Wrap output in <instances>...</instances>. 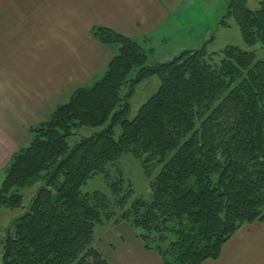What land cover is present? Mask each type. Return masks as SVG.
<instances>
[{
    "label": "trees",
    "instance_id": "obj_1",
    "mask_svg": "<svg viewBox=\"0 0 264 264\" xmlns=\"http://www.w3.org/2000/svg\"><path fill=\"white\" fill-rule=\"evenodd\" d=\"M225 9L220 26L233 19L245 44L264 47V0L255 10L228 0ZM91 34L116 46L102 76L31 126L9 159L0 209L22 206L29 179L42 185L7 228L0 264H110L93 244L95 226L120 222L164 264L217 259L237 229L264 220V60L227 45L148 64L151 47L104 26ZM152 76L157 90L128 119L136 86ZM81 126L100 130L69 146ZM124 154L150 178V201L133 197L119 167ZM96 173L111 196L81 191Z\"/></svg>",
    "mask_w": 264,
    "mask_h": 264
},
{
    "label": "crops",
    "instance_id": "obj_2",
    "mask_svg": "<svg viewBox=\"0 0 264 264\" xmlns=\"http://www.w3.org/2000/svg\"><path fill=\"white\" fill-rule=\"evenodd\" d=\"M227 1L0 0V169L29 141L31 126L64 103L71 90L87 87L104 72L116 47L94 38V26L151 47L148 64L164 62L199 48L212 34L207 29L193 38L189 24L195 23L196 9L205 12ZM158 45L164 47L160 52ZM102 228L95 247L110 264H164L128 224ZM201 264H264V220L242 225L217 259Z\"/></svg>",
    "mask_w": 264,
    "mask_h": 264
},
{
    "label": "rangeland",
    "instance_id": "obj_3",
    "mask_svg": "<svg viewBox=\"0 0 264 264\" xmlns=\"http://www.w3.org/2000/svg\"><path fill=\"white\" fill-rule=\"evenodd\" d=\"M262 0H247V5L250 9L255 10L259 8L260 2ZM224 3L221 6H214L210 10H206L205 12L197 13L202 9H196L194 11V24L190 23L189 28L192 30L194 36L193 38L199 39L200 35L206 32L207 29H212L213 32L209 38L215 37L213 40H205L200 44V47L203 43L207 42L206 50L211 51H219L227 45H237L243 50H252L255 52L256 59L264 60V47L260 44H255L254 46H248L242 40L241 33L237 24L233 21V19L227 20L229 25L227 27H223L219 25L221 16L225 12ZM226 6V5H225ZM197 13V15H196ZM219 15V16H218ZM218 16V17H217ZM115 46V45H114ZM116 47V46H115ZM164 47L158 45V49L156 52H160ZM103 74L100 73L95 79L86 83L85 86H92L96 80ZM159 86V79L156 76H152L140 82L136 88L135 92L132 95L129 103H130V111L128 115V119H132L139 107L157 90ZM70 90V89H69ZM68 90V91H69ZM72 91V90H71ZM71 91L68 93L66 97H64L62 102H66L69 99V95ZM5 112V111H4ZM6 113V112H5ZM43 114V113H42ZM49 114V113H47ZM49 115H47L44 119H47ZM14 123L22 121V120H13ZM100 130L99 127H88L81 126L74 131V134L71 135L67 142L69 146H72L75 141L80 139L83 136H89L93 133ZM115 136H118L120 129L116 127ZM29 141H27L23 146H26ZM8 163L0 169V183L2 182L6 169L8 167ZM119 167L122 170L123 178L126 181H129L131 187L133 189V197H139L144 201H150L152 199V191L150 188V178H148L140 165V162L134 158L130 154H124L119 158ZM155 168L153 170V174L156 172ZM115 170L111 169L110 174L112 177L115 176ZM42 185V180L39 177H33L29 179L25 186L19 189V192L23 195V203L21 207H6L2 206L0 209V263H1V255H2V244L1 240L4 237V234L7 228H14L17 218L22 214L29 210L31 200L33 195L36 194L38 187ZM82 192H92V191H100L107 196H111L109 187L105 181L104 174L96 173L92 177H90L87 182L81 187ZM107 223H105L106 225ZM104 225L97 224L95 226L94 231V246L96 243H101L100 233L102 231V227ZM103 243V242H102Z\"/></svg>",
    "mask_w": 264,
    "mask_h": 264
},
{
    "label": "water",
    "instance_id": "obj_4",
    "mask_svg": "<svg viewBox=\"0 0 264 264\" xmlns=\"http://www.w3.org/2000/svg\"><path fill=\"white\" fill-rule=\"evenodd\" d=\"M212 39H213V37L209 38V40H212ZM206 44H207V42L203 43L199 49L192 50V51L193 52H195V51L200 52V51L206 50Z\"/></svg>",
    "mask_w": 264,
    "mask_h": 264
}]
</instances>
